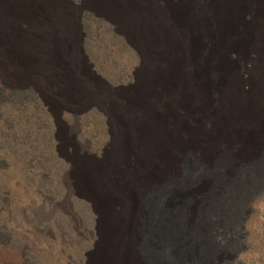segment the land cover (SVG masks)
<instances>
[{
  "label": "bare ground",
  "instance_id": "obj_1",
  "mask_svg": "<svg viewBox=\"0 0 264 264\" xmlns=\"http://www.w3.org/2000/svg\"><path fill=\"white\" fill-rule=\"evenodd\" d=\"M1 3L0 19L5 22H0V33L12 31L3 24L20 20L28 24L26 35L38 34L35 42L26 37L24 46L42 51V89L54 94L59 104L72 97L86 106L94 104L113 123L115 141L102 161L88 166L73 162L86 188L73 186L72 191L89 201L102 219L101 239L88 243L96 247V264H199L194 248L204 236L201 226H193L191 215L202 208L201 217L210 214L218 220L221 203L233 210L238 191L213 174L214 182L192 197L191 207L181 209V228L172 218L175 207L170 202L167 218L159 219L158 189L163 178L175 183L181 174L188 176L192 158L201 159L203 167L211 165L225 120L227 125L232 118L240 127L256 121L264 103V0H191L178 11L157 0H100L98 9L114 19L142 61L134 86L124 93L97 84L65 90L54 83L46 51L67 48L73 62L76 55L63 40H51L57 34L76 39L73 12L64 2L23 0L18 7ZM236 39L235 48L230 42ZM235 49L240 52L238 64L225 67L223 58ZM260 193L251 196L244 214L235 218V242L241 239L249 204ZM145 197L152 200L150 259L142 250ZM240 248L226 256L215 252L214 264L232 261ZM85 254L84 249L78 264H88Z\"/></svg>",
  "mask_w": 264,
  "mask_h": 264
},
{
  "label": "rangeland",
  "instance_id": "obj_2",
  "mask_svg": "<svg viewBox=\"0 0 264 264\" xmlns=\"http://www.w3.org/2000/svg\"><path fill=\"white\" fill-rule=\"evenodd\" d=\"M0 1L1 7L23 4V0ZM61 1L72 9L76 39L64 40L57 34L51 40H63L76 55L73 62L67 48L44 50L51 55L54 83L65 90L97 84L114 93L129 91L143 66L129 38L114 19L98 9L100 0ZM157 1L178 11L191 0ZM3 26L12 31L0 33V44L15 47H0V264H78L84 249L88 264H96V247L88 243L101 239L102 219L89 201L72 191L73 186L86 188L73 162L88 166L102 161L115 141L113 123L94 104L86 106L76 97L59 104L54 94L43 90L38 82L44 63L42 51L24 46L29 39L35 42L38 34L26 35L25 21ZM194 36L198 40L197 34ZM230 44L236 48L239 40ZM227 54L222 60L225 67L238 64L239 51ZM219 137L209 167H203L201 159L195 157L188 176L181 174L175 183L162 179L159 219L167 218L170 202L175 207L172 218L183 228L181 209L192 206V197L201 194L206 183L212 184L213 176L219 175L223 181H230L238 194L233 210L221 203L218 220L206 213L201 217L202 208L191 215L193 226H201L204 236L203 243L194 248L199 264H214L215 252L226 256L240 246L236 257L224 264H264V103L255 122L240 127L232 118L227 125L225 120ZM259 190L261 193L249 204L241 239L235 242V221L246 211L247 200ZM142 206L147 213L140 222L142 250L150 259L152 200L145 197Z\"/></svg>",
  "mask_w": 264,
  "mask_h": 264
},
{
  "label": "trees",
  "instance_id": "obj_3",
  "mask_svg": "<svg viewBox=\"0 0 264 264\" xmlns=\"http://www.w3.org/2000/svg\"><path fill=\"white\" fill-rule=\"evenodd\" d=\"M226 262H227V261H225L224 263H226ZM224 263H223V264H224Z\"/></svg>",
  "mask_w": 264,
  "mask_h": 264
}]
</instances>
